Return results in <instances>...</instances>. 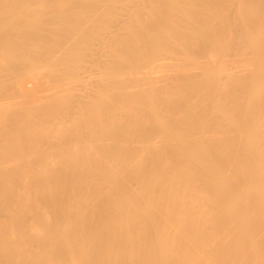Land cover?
Here are the masks:
<instances>
[{
    "label": "bare ground",
    "instance_id": "obj_1",
    "mask_svg": "<svg viewBox=\"0 0 264 264\" xmlns=\"http://www.w3.org/2000/svg\"><path fill=\"white\" fill-rule=\"evenodd\" d=\"M0 264H264V0H0Z\"/></svg>",
    "mask_w": 264,
    "mask_h": 264
}]
</instances>
